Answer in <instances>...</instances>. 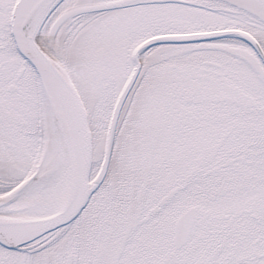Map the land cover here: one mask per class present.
I'll use <instances>...</instances> for the list:
<instances>
[{
    "label": "snow or ice",
    "instance_id": "obj_1",
    "mask_svg": "<svg viewBox=\"0 0 264 264\" xmlns=\"http://www.w3.org/2000/svg\"><path fill=\"white\" fill-rule=\"evenodd\" d=\"M0 264H264V0H0Z\"/></svg>",
    "mask_w": 264,
    "mask_h": 264
}]
</instances>
